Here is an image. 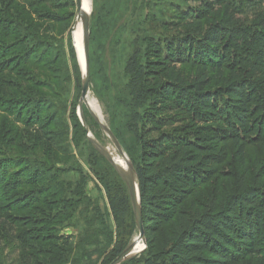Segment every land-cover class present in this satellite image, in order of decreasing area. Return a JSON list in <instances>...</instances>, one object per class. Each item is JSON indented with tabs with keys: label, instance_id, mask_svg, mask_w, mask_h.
Instances as JSON below:
<instances>
[{
	"label": "rangeland",
	"instance_id": "1",
	"mask_svg": "<svg viewBox=\"0 0 264 264\" xmlns=\"http://www.w3.org/2000/svg\"><path fill=\"white\" fill-rule=\"evenodd\" d=\"M90 3L89 81L82 116L91 139L119 157L99 124L110 131L139 188L141 169L154 150L190 143L207 176L200 185L188 182L183 209L210 200L220 206L243 178L245 186L254 187L263 221L255 235L257 253L236 264H264V67L252 54L264 59L257 51L264 49V0ZM225 5L248 37L235 47L222 35L212 54L219 56L224 74L237 73L247 83L244 130L225 112L227 95L223 102L208 95L204 111L172 88L163 91L168 85L159 88L167 82L166 69L170 73L176 67L184 76L195 70V54L189 55L183 44L184 24L194 18L206 22V8L216 13ZM77 22L75 0H0V178L5 179L0 187L9 190L14 208L26 206L24 212L4 214L0 222V264H107L138 235L128 190L85 138L78 115L83 76L71 38ZM235 138L244 145V171L238 166ZM76 188L85 200L73 205L79 198L73 194ZM112 188L129 197L119 218L110 210ZM64 206V223H43V215L52 217ZM120 223L125 227L121 232ZM54 224L53 234L65 245L44 241L54 236L47 231ZM145 248L144 242L141 252L121 264L156 262ZM48 251L57 256L46 255Z\"/></svg>",
	"mask_w": 264,
	"mask_h": 264
},
{
	"label": "trees",
	"instance_id": "2",
	"mask_svg": "<svg viewBox=\"0 0 264 264\" xmlns=\"http://www.w3.org/2000/svg\"><path fill=\"white\" fill-rule=\"evenodd\" d=\"M205 11L209 13L208 20L206 22L203 18L188 20L184 24L186 33L182 34L186 52L191 56L195 54L193 57L196 60L193 65L195 70L192 74L184 76L176 67L172 68L170 73L166 69L164 74L167 82L159 85V88L168 85L169 87L165 86L163 91L172 88L177 95L187 97L192 104L204 111L208 109L205 104L210 101L208 95L212 94L214 102L219 100L223 102L227 95L228 102H223L226 104L225 112L230 113L232 120L244 130L247 118L244 91L247 83L237 73H229V76L224 74L222 62L218 61L219 56L213 55L212 52L222 35L226 36L225 41H229V44L235 47H238L241 37L248 36L241 27L233 23V12L229 5H225L223 10L216 13L207 8ZM257 51L264 54V49ZM252 54L255 57L253 61L264 67V59L259 60L257 57L260 54L257 52ZM214 82L224 87H214L212 86ZM83 132L85 135L84 130ZM234 140L233 147L236 150L238 166L244 171V145L239 144L237 138ZM192 147L188 142H176L162 147L159 152L154 150L150 154L151 162L144 164L141 169L139 194L145 251L151 261L156 260L153 264L239 263L249 255L257 253L255 235L263 221V208L254 195V187L245 186L243 178L238 180L236 191L228 194L220 206L216 200H210L209 204L200 207L192 202L188 210L180 208L182 201L186 200L190 193L187 189L188 182L193 181L200 185L205 180L204 176H207L203 175L205 172L200 162L195 161ZM198 177L202 178L197 179ZM4 180L0 178V184L4 183L2 182ZM18 185H13L12 190H17ZM77 190L80 189H74L73 194L79 198L72 202L73 205L85 200V197L80 198ZM109 199L110 210L114 215L118 214L119 218V213L126 211L128 195L119 188H112ZM11 204L9 190L0 187V222L4 219V214L26 210L24 205L14 208ZM43 207L45 210L44 204ZM65 208L66 206L52 217L43 215V223L46 220L55 221L60 225L64 223L62 217L67 213L64 211ZM58 219L60 220L57 221ZM121 224H118L119 232L125 229ZM56 227L54 224L47 228L54 236H50L51 240L45 238L44 241H55L65 245L60 236L53 234ZM87 227L88 231L92 229L91 222H87ZM90 241H94L92 236ZM48 254L54 258L57 256L51 251L46 253ZM60 262L61 259L58 260V263Z\"/></svg>",
	"mask_w": 264,
	"mask_h": 264
},
{
	"label": "water",
	"instance_id": "3",
	"mask_svg": "<svg viewBox=\"0 0 264 264\" xmlns=\"http://www.w3.org/2000/svg\"><path fill=\"white\" fill-rule=\"evenodd\" d=\"M76 3V9H77V16L80 18L81 27L83 30V54H84V65H85V72L83 76V82H82V88H81V94H80V100L78 105V115L81 120V124L85 131V137L86 139L92 144V146L95 148V150L114 168L116 173L122 178L127 190L128 194L131 200L132 209L134 213V218L136 222V227L138 230V235L135 238V240L121 253L119 256L113 260L110 264H121L124 260H126L128 257L141 252L142 249L135 252V241L141 242L144 244V230L142 227V220H141V211H140V194H139V186L136 183V180L134 178L132 167L126 163V167L122 168L121 166H118L115 162L113 157L106 152L99 144L95 143L90 135L88 134V130L86 127V123L82 116V105H86V97H87V91H88V81H89V71H88V14L84 13L83 7H82V0H75ZM103 130L106 132V134L109 136V138L112 140L116 150L118 151L119 155L123 157L126 160L125 155L121 152L119 149L116 141L114 140L113 136L111 135L110 131L104 128L101 124H99Z\"/></svg>",
	"mask_w": 264,
	"mask_h": 264
},
{
	"label": "bare ground",
	"instance_id": "4",
	"mask_svg": "<svg viewBox=\"0 0 264 264\" xmlns=\"http://www.w3.org/2000/svg\"><path fill=\"white\" fill-rule=\"evenodd\" d=\"M82 7H83L84 13L89 15V12H90V9H91L90 0H82ZM71 38H72L73 46H74L76 54H77L78 62L80 64V67H81V70H82V76H84L85 65H84V54H83V30H82L80 22H77V24L75 25V27H74V29L72 31V34H71ZM88 106L91 109H95L94 105L92 103H90V102H89ZM113 159H114V162L118 166H121L122 168L126 167V165H127L126 163L127 162L120 155H119V157L118 156H113ZM141 248H142V243L135 241V252L139 251Z\"/></svg>",
	"mask_w": 264,
	"mask_h": 264
}]
</instances>
